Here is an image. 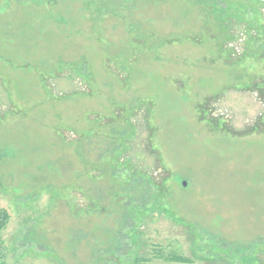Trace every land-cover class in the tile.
Segmentation results:
<instances>
[{
	"label": "rangeland",
	"instance_id": "rangeland-1",
	"mask_svg": "<svg viewBox=\"0 0 264 264\" xmlns=\"http://www.w3.org/2000/svg\"><path fill=\"white\" fill-rule=\"evenodd\" d=\"M120 200L143 244L109 256ZM0 210L3 264H264V0H0Z\"/></svg>",
	"mask_w": 264,
	"mask_h": 264
},
{
	"label": "trees",
	"instance_id": "trees-1",
	"mask_svg": "<svg viewBox=\"0 0 264 264\" xmlns=\"http://www.w3.org/2000/svg\"><path fill=\"white\" fill-rule=\"evenodd\" d=\"M73 71L83 76V78L86 81L91 82L92 73L91 72L90 74L89 72L87 73L85 66H81V65L75 66V68H73ZM90 82H88V85ZM88 87L91 90L90 86ZM149 109L151 110V108ZM147 113L150 114V111H148ZM83 139L89 140L88 147L90 148V137L88 138L87 136L84 135ZM80 148H83V146H80ZM121 164H125L127 166L126 170L129 172L130 178L134 179L136 178L137 174L141 175L140 180L136 181V179H134L132 182H135V183L138 182V185L142 186L143 191L145 193H148V192L151 193V191L154 189L160 190L162 187L166 186V183H167L166 177L161 179L160 182H157L154 179L153 175L149 173L148 171L144 172L142 170L134 169L133 164L130 163V160H126V161L115 160L111 163V165L113 166L112 175L115 178H119V176H121L120 175L121 173L118 171L119 168L117 167ZM132 202L133 201L130 200L129 202L123 203V205L121 202V208L123 209V211H121L122 220H121V223L119 225V229L116 235L118 243L115 246L110 247L108 249L109 256L117 255L118 257H120L123 254L128 253L130 249L132 248L131 246L141 247L143 244L140 238H138V235L141 232L140 227L142 226L144 219L142 220V218H140L138 220L137 212L139 211L136 207L130 206ZM141 204H137L138 207H140ZM143 205H145V203H143ZM84 210L85 211L90 210V203L87 205L86 208H84ZM151 210L152 209H149V211ZM143 211L146 212L147 210L144 209ZM9 218L10 216L7 213V211L0 210V234H1V231L4 229V227L6 226ZM144 218H146V215ZM218 243H220V241L214 240L213 241L214 247H212V249H210L209 253H207L206 255H198L196 248H193L194 251H196L194 252L193 256L199 259H203L207 262H214L218 258L222 257V254H225L226 261L228 264H262L259 261V257H258L260 250H258L259 248H258L257 243H250L247 245L246 244L241 245L239 243L235 244V243H231L227 241H221L220 245H218ZM155 252L157 256H163V253L159 250L158 247H155ZM164 258L165 260L169 262L180 263V264H192L194 262V258L185 256L182 254H171ZM144 260H147V259H144ZM0 264H3V263L0 262ZM114 264H119V263L115 261Z\"/></svg>",
	"mask_w": 264,
	"mask_h": 264
},
{
	"label": "water",
	"instance_id": "water-1",
	"mask_svg": "<svg viewBox=\"0 0 264 264\" xmlns=\"http://www.w3.org/2000/svg\"><path fill=\"white\" fill-rule=\"evenodd\" d=\"M185 184V183H184Z\"/></svg>",
	"mask_w": 264,
	"mask_h": 264
}]
</instances>
